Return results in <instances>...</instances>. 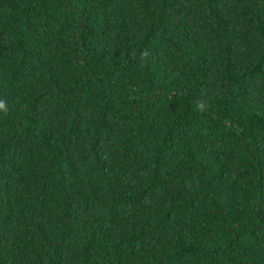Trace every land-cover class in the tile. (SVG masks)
Returning a JSON list of instances; mask_svg holds the SVG:
<instances>
[{"label":"trees","instance_id":"trees-1","mask_svg":"<svg viewBox=\"0 0 264 264\" xmlns=\"http://www.w3.org/2000/svg\"><path fill=\"white\" fill-rule=\"evenodd\" d=\"M0 264H264V0H0Z\"/></svg>","mask_w":264,"mask_h":264},{"label":"clouds","instance_id":"clouds-1","mask_svg":"<svg viewBox=\"0 0 264 264\" xmlns=\"http://www.w3.org/2000/svg\"><path fill=\"white\" fill-rule=\"evenodd\" d=\"M0 107H3V105H0Z\"/></svg>","mask_w":264,"mask_h":264}]
</instances>
